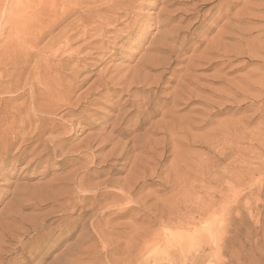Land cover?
<instances>
[{
    "label": "rangeland",
    "instance_id": "obj_1",
    "mask_svg": "<svg viewBox=\"0 0 264 264\" xmlns=\"http://www.w3.org/2000/svg\"><path fill=\"white\" fill-rule=\"evenodd\" d=\"M0 264H264V0H0Z\"/></svg>",
    "mask_w": 264,
    "mask_h": 264
},
{
    "label": "bare ground",
    "instance_id": "obj_2",
    "mask_svg": "<svg viewBox=\"0 0 264 264\" xmlns=\"http://www.w3.org/2000/svg\"><path fill=\"white\" fill-rule=\"evenodd\" d=\"M226 14V13H225ZM222 15V14H221ZM224 15V14H223ZM226 16H227V14H226ZM225 17V16H224ZM223 17V18H224ZM225 25V24H224ZM222 27H223V25H222ZM233 29V28H232ZM222 32H224V31H222ZM218 35H219V31H218ZM220 36V35H219ZM222 36V35H221ZM38 77H41L39 80H41L43 77L42 76H38ZM37 78V77H36ZM43 79H46V78H43ZM38 81V80H37ZM38 82H40V81H38ZM46 82V81H45ZM35 83H37L36 81H35ZM41 83V82H40ZM38 85V84H37ZM34 86V85H33ZM43 89V88H42ZM34 90V89H33ZM41 117V116H40ZM107 136H109V135H107ZM134 136V135H133ZM111 138V137H110ZM109 138V139H110ZM108 139V138H107ZM128 141V140H127ZM60 143V142H59ZM132 143H134V142H132ZM61 147V146H60ZM133 147V146H132ZM125 148V147H124ZM133 149V148H132ZM52 153H53V151H52ZM55 153V152H54ZM64 155V154H63ZM121 155V154H120ZM112 156V155H111ZM120 158H121V156H119ZM124 158V157H123ZM103 184V183H102ZM125 185V184H124ZM96 188V187H95ZM93 189V188H92ZM103 189V188H102ZM94 192V191H93ZM124 195V194H123ZM130 200V199H129ZM190 222V221H189ZM192 222V221H191ZM174 223V222H173ZM185 227V226H184ZM182 232V231H181ZM177 233V232H176ZM182 234V233H181ZM189 234V233H188ZM183 236V235H182ZM176 237V236H175ZM183 238V237H182ZM159 248V247H158ZM161 248V247H160ZM219 250V249H218ZM202 262V261H201ZM221 262V261H220Z\"/></svg>",
    "mask_w": 264,
    "mask_h": 264
}]
</instances>
